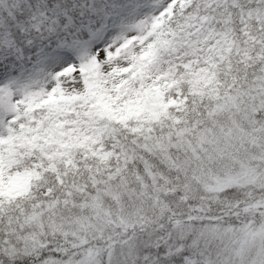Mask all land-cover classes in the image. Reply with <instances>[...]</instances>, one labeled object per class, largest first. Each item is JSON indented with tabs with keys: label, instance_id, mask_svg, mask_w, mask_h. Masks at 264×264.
Returning a JSON list of instances; mask_svg holds the SVG:
<instances>
[{
	"label": "snow or ice",
	"instance_id": "1",
	"mask_svg": "<svg viewBox=\"0 0 264 264\" xmlns=\"http://www.w3.org/2000/svg\"><path fill=\"white\" fill-rule=\"evenodd\" d=\"M0 264H264V0H0Z\"/></svg>",
	"mask_w": 264,
	"mask_h": 264
}]
</instances>
